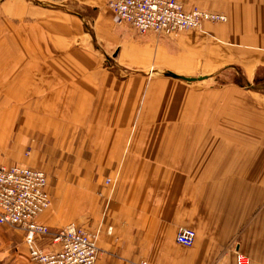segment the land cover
I'll return each instance as SVG.
<instances>
[{"label":"crops","instance_id":"obj_1","mask_svg":"<svg viewBox=\"0 0 264 264\" xmlns=\"http://www.w3.org/2000/svg\"><path fill=\"white\" fill-rule=\"evenodd\" d=\"M46 1L52 10L24 4L23 11H15V4L26 0L1 4L8 18L25 23L32 17L34 25L21 38L32 39L34 63L33 74L22 69L11 74L16 94L9 98L18 106L0 113V163L14 158L9 154L10 135L17 132L16 142L22 143L31 134L48 135L56 149L78 153L87 200L95 196L89 184H100L104 176L113 179L114 185L103 192L110 201L104 214L98 199L96 205L86 203L83 208L93 213L96 225L105 224L97 264H237L238 254L251 264H264L263 107H257L255 126L244 125L235 132L240 135L235 143L240 158H234L232 137L202 142L198 135L185 142L177 129L146 125L147 121L133 129L140 82L182 81L142 74L122 79L119 72L102 68L95 44L106 56L117 53V67L127 70L147 72L154 67L155 57L154 40L118 25L107 0ZM183 1L208 5V0ZM209 5L222 9L233 25L215 33L228 47L220 46L218 51L214 44L212 51L204 52V59L214 68H238L252 80L264 70V0H217ZM74 13L93 15L95 31L81 29ZM160 49L177 62L175 51ZM44 68L59 69L60 82L53 81L50 73L41 80ZM59 84L61 88L53 90ZM48 90L41 100V93ZM28 97L40 98L29 106L31 110L21 113L22 100ZM250 149L255 151L251 158ZM39 222L54 229L68 219L53 203ZM108 225L113 227L111 237L106 233ZM183 228L197 234L189 249L176 242ZM43 240L39 244L44 250H56L50 238ZM25 242L24 232L0 226V264H24ZM27 257L32 264L29 250Z\"/></svg>","mask_w":264,"mask_h":264},{"label":"rangeland","instance_id":"obj_2","mask_svg":"<svg viewBox=\"0 0 264 264\" xmlns=\"http://www.w3.org/2000/svg\"><path fill=\"white\" fill-rule=\"evenodd\" d=\"M3 1L5 0H0V113L5 109H9L8 111L11 112L12 110L10 109L14 105L16 109L18 103L16 100L9 98L16 94V87L13 85L14 82H11V78L16 74L17 70L32 72L31 68H33L34 63V56L30 53L32 51V39L21 38L25 33L24 30H31L30 27L34 25L31 22L32 17L30 21L27 20L28 22L25 23L18 22L16 17L8 18L1 8ZM179 2L188 12L199 10L222 16L224 20H206L197 29L185 30L169 37L156 34L141 35L134 28L123 24V26L125 25L133 30L138 37L154 40L153 44L155 47H152L153 50L155 49L153 51L155 53L153 59L154 67L147 72H141L138 69L127 70L118 68L116 65L117 53L112 56H106L103 50H98L97 44H95L96 54L101 55V66L104 70L119 72L122 79L140 74L146 75L148 78L152 77L151 79H159L167 77L168 71L182 75L180 77L205 78L202 81L198 80L192 83L181 79L179 80L182 82H140L142 85L138 89L137 110L131 127L136 129L147 121L146 125L175 128L177 129L178 137L185 142L196 140L198 135L202 142H207L209 137H216L218 139L217 142H219V138L220 141H224V137H232L234 139V158H240L241 151L236 149L238 144H235L236 137H240V135H236L235 132L239 131L240 127L244 125L255 126L257 107L261 106L264 109V99L257 95V93L264 95V70L258 72L249 81L242 76V72L238 68L225 66L214 68V65L204 59V52L212 51L211 48H213L214 44L218 45V51L220 46L222 48L228 47L225 45L226 42L223 39L220 40V37L215 35V33L222 34L226 28L233 25L229 21V16L223 13L222 9L210 7L211 5L209 4H213L217 0H208V5L204 7L196 4L187 5L183 0H179ZM24 4L37 6L44 10L53 9L46 0H26V3L22 2L21 5L15 4V11L17 9L23 11ZM74 16L81 20V29L85 30V32L95 31V18L93 15L86 17L74 13ZM116 23L121 25L118 23L117 18ZM93 40L95 41V38ZM73 45H76L75 42ZM161 47H169L172 51H175L177 62L172 61L167 55H163ZM17 62L18 65L16 64ZM44 64L45 62L41 60L40 65L43 66ZM46 68L44 70L41 69V80L47 79L51 74L53 81L60 82L61 73L59 69L50 72ZM12 73L13 75L11 76ZM60 88L59 84L53 90H59ZM49 92L50 90L45 91V93L42 92L40 95L42 97L41 100ZM39 98L28 97L22 100L20 112L31 110L29 106L32 107L33 103ZM146 113L148 114L146 115ZM226 132L233 133L227 135ZM17 134L16 132V134L9 136V154L14 156V158L9 157L8 161L1 162L0 166L20 165L44 170L48 176L51 206L53 203H57L58 208L63 210V215L68 219V222L59 228L53 229L48 225L45 226H48L51 231L57 232L66 226L75 225L77 228L95 236L99 247L101 231H103L105 224L96 225L93 213L89 210L83 211V208L86 203L90 206L96 205L98 199L101 201V212L104 214L110 201L105 198L103 192L114 185L113 179L104 176L100 184L96 182V184H89L95 189V196L89 197L87 200L84 196L85 184L81 182L82 168L80 167V160L77 158L78 153L76 151L56 149L53 137L48 135H41L38 138L37 135L33 136L31 134L29 137L26 136L23 143L16 142ZM174 137H177V135ZM246 137L251 138V135ZM248 153L249 158H251L255 151L250 149ZM94 174L97 175L96 168L94 169ZM5 228L14 232L20 231L15 228ZM106 233L108 236H112L113 227L111 225L106 226ZM40 248L43 249L41 246ZM25 253L24 264H28V246L26 242ZM100 255L101 250L99 248V257Z\"/></svg>","mask_w":264,"mask_h":264},{"label":"built area","instance_id":"obj_3","mask_svg":"<svg viewBox=\"0 0 264 264\" xmlns=\"http://www.w3.org/2000/svg\"><path fill=\"white\" fill-rule=\"evenodd\" d=\"M119 24L134 28L139 34L172 36L197 29L206 20H224L199 10L188 12L179 0H107ZM48 176L44 170L20 165L0 166V225L25 233L32 264H96L99 247L95 236L69 225L53 232L39 222L51 206ZM50 238L55 251L46 252L39 241ZM197 234L181 229L176 242L191 248ZM237 264H251L238 254Z\"/></svg>","mask_w":264,"mask_h":264},{"label":"water","instance_id":"obj_4","mask_svg":"<svg viewBox=\"0 0 264 264\" xmlns=\"http://www.w3.org/2000/svg\"><path fill=\"white\" fill-rule=\"evenodd\" d=\"M167 76L169 77H173V78H176V79H181V80H184L186 82H189V83H192V82H195V81H202L204 80L205 78H199V79H193V78H186V77H180V76H177V75H174V74H167Z\"/></svg>","mask_w":264,"mask_h":264}]
</instances>
